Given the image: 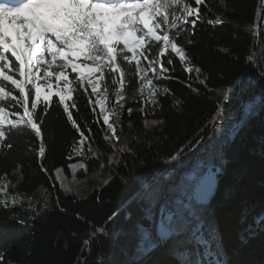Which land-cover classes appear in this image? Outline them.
<instances>
[{
	"label": "trees",
	"instance_id": "16d2710c",
	"mask_svg": "<svg viewBox=\"0 0 264 264\" xmlns=\"http://www.w3.org/2000/svg\"><path fill=\"white\" fill-rule=\"evenodd\" d=\"M185 1L197 7L194 0ZM193 18L197 19L195 29L190 27ZM193 18L186 19L189 31L176 37L185 49L186 61L180 62L171 51L161 57L166 61L171 55L174 61L165 65L170 78L153 81L161 88L157 105L141 99L135 76L126 77L125 99L130 101L121 111L119 143L104 140L102 115L96 123L82 89L73 92L67 103L76 102L77 107L70 108L73 118L90 137L82 146L83 156L72 157L74 148L81 147L79 133L67 121L56 96L42 125L44 157L39 156V140L31 132L6 138L5 144L11 142L13 148L0 147V264H176L171 244L138 256L141 233L156 240L152 228L146 231L139 223L162 200L165 186L169 198L173 197L176 171L188 167L197 155L191 170L182 172L185 182L192 183L195 172L223 168L219 191L208 205L213 227L219 228L214 232L218 245L211 241L205 224L198 233L204 243L197 242L195 247V239L186 235L179 238L178 246L190 248L194 256L199 253L211 264L220 252L222 237L227 264H264V0H204L199 17ZM217 19L222 23H207ZM186 66L193 72L188 73ZM196 68L201 69L199 74ZM105 77L101 91L109 82ZM205 79L206 84L199 83ZM164 87L169 89L167 94ZM109 99L106 107L110 108L114 97ZM221 104L223 118L213 137ZM128 108L133 109L131 116ZM238 116L237 121L224 123ZM113 145L126 149L116 153V163L110 159ZM176 156L179 159H173ZM79 162L86 167L80 178L111 170L110 181L84 199L65 192L55 175L61 170L71 177V164ZM40 189L47 190L49 201L34 210L12 198L14 193L32 195ZM100 228L105 231L99 232Z\"/></svg>",
	"mask_w": 264,
	"mask_h": 264
},
{
	"label": "snow or ice",
	"instance_id": "6c2138e0",
	"mask_svg": "<svg viewBox=\"0 0 264 264\" xmlns=\"http://www.w3.org/2000/svg\"><path fill=\"white\" fill-rule=\"evenodd\" d=\"M171 3L182 4L183 0H22L15 5L8 0H0V147L12 149L11 142L5 144L6 138L31 132L39 140V156L44 157L42 125L55 95L58 106H63L67 121L79 133L81 147L74 148V151L83 156L82 146L90 137L85 135V129L73 118L70 108L75 109L76 102L73 101L71 105L67 103L72 100L73 92L81 89L88 96V104L96 114L95 122L100 123L98 117L103 116V125L106 126V130H103L104 140L109 144L113 141L119 143L117 127L124 109L126 77L135 76L139 92L143 94L147 88L150 103L155 106L161 88L153 81L170 78V69L165 65H172L174 61L171 55L166 61L161 57L171 50L180 62L186 61L185 49L177 43L176 37L189 31V21L185 19L184 26L176 21L169 25L166 10ZM194 3L197 7L183 4V12L189 18L199 17V6L204 4V0H194ZM180 19L178 16L177 20ZM5 21H8V27ZM207 23L220 24L222 21L208 20ZM196 24L197 19L193 18L190 21L191 29H195ZM162 25L166 27L157 34ZM81 60L84 63L78 62ZM69 70L77 74L74 80H70ZM186 71L192 73L193 68L187 67ZM195 71L199 74L201 69L196 68ZM148 72L153 75L148 77ZM96 73H99L98 77ZM105 74L109 82L104 84L101 91L100 84L105 81ZM53 81L57 88L54 93ZM60 81L65 82V87L59 86ZM73 83L77 84V88L72 87ZM199 83L206 84V79ZM45 88L48 92L42 101ZM162 91L167 94L169 89L164 87ZM94 94H98L95 100L92 99ZM30 96L33 97L31 107ZM110 96L114 97V103L109 108L106 104L110 103ZM224 99H227L226 95ZM38 105H42L39 112ZM97 105L99 112L96 111ZM144 111L141 108V112ZM132 112V108L127 109L129 116ZM223 112L221 104L213 122L214 127L223 118ZM87 131L91 133V128H87ZM89 151H93L90 146ZM123 151L126 149L113 145L111 161L115 162L116 153ZM173 159H179V156ZM80 167L84 168V165ZM100 167L105 165L101 164ZM218 171L222 172L223 168ZM61 188H64L63 184ZM64 190L72 192L70 188ZM0 191H3L2 187ZM215 192V183H212L198 201V207L178 199L174 201L175 207L171 211L162 209L156 240L141 233L136 249L138 256L144 257L162 244H171L170 254L176 264H209L204 256L199 253L194 256L190 248L178 245L179 238L186 235L204 243L198 233L205 225L204 214H213L208 205ZM75 195L79 196L80 193L77 191ZM4 203L6 206L7 202ZM181 207L183 211L179 210ZM193 221L196 223L193 224ZM98 231L103 233L105 229ZM213 231L219 232L218 225L213 227ZM145 241L150 242L145 244ZM219 248L220 252L211 264H227L223 258L222 237Z\"/></svg>",
	"mask_w": 264,
	"mask_h": 264
},
{
	"label": "rangeland",
	"instance_id": "374dc122",
	"mask_svg": "<svg viewBox=\"0 0 264 264\" xmlns=\"http://www.w3.org/2000/svg\"><path fill=\"white\" fill-rule=\"evenodd\" d=\"M183 4H187V2L185 0H183L182 4H175V3L170 4V9H173L171 12L175 13L174 17H176V19L168 20L169 25H171L173 21H176L178 24H181L182 26L184 25V20L187 19V16L183 12ZM169 10L166 12L167 16H168ZM178 16L181 17L182 19L177 20ZM171 19H173V18H171ZM5 26L6 27L9 26L8 21H5ZM173 31H175V30H173ZM169 51H171V50H169ZM82 62L84 63V61H82ZM71 75H74L75 77L77 76L76 73H71V70H69V78L71 77ZM85 75H87V73H85ZM95 76L98 77L99 73H96ZM70 80H72V79L70 78ZM76 85H77L76 83H73L72 87L75 88ZM59 86L61 88L65 87V82L60 81ZM87 87H89L91 90L90 85H88ZM56 90H57L56 83H55V81H53L52 92L54 93ZM147 91H148L147 88H145L144 93L141 94L140 96H141L142 100L149 101V103H150V98L147 95ZM47 92H48V90L45 88L44 91L42 92V96H41L42 101H43V96L46 95ZM94 95L97 97L98 94H94ZM54 96L55 95H53L52 97H54ZM136 98H138V97H136ZM156 99H157V97H156ZM128 101H130V100L125 99L123 101V104L125 105ZM244 102H245V97H243V104H244ZM241 112H242V109L240 110L239 116L241 115ZM239 116L235 117V118H228L227 120L224 121V123L235 122L240 118ZM219 125H221V124H219ZM217 127L218 126L216 125V127L214 129L213 137L215 135ZM206 149H207V151L204 152V155H206L208 153L209 143L206 144ZM197 156H200V155H197ZM72 157H81V155H77L76 152L74 151ZM195 159H194V161H195ZM118 160H119V156L116 155L114 163H116ZM194 161H193V163H194ZM193 163H192V165H193ZM81 164H83V163L79 162V163L71 164V166H70L71 174H72L71 177H67L61 170L56 171V173H55L57 181L60 184V186H61V184L64 185V188H62L63 190L65 188H70V189H72V192H67V193L74 194V195H75V192H77V191L80 193L79 196L75 195L78 199L86 198L92 191L103 187L102 185L107 184L111 179V170H103L99 173L96 172L94 174L89 173V174H86L84 176V178H80L81 176L78 175L79 173H81V172L86 173L85 165L83 164L84 168H81L80 167ZM192 165L190 166V163H189L188 167H184L180 171H176V172H179L176 176V179H177L176 182L177 181L178 182L175 184L171 183L172 184L171 186L175 187V189L171 190V192L173 193V195H172L173 197L171 199L169 198V192H168L167 186H165V188H164L165 193H164L162 200H160L157 205L153 206L154 207L153 210L149 214H147L146 217H148L150 220L152 218L154 221L156 219L159 220L162 209H164L166 211H171L175 207L174 201H176L178 199L183 200L184 198L192 197L195 194L194 190H196V187L199 185L200 181L204 177L206 170L204 173H201V174L199 172L193 173V175H191V178L193 179L192 183L185 182L184 180H186V178L184 177V179H182V176H181L182 172L183 171L188 172L189 170H191ZM99 185H101V186H99ZM191 192H192V194H189ZM160 193H161V191L157 194L159 195ZM166 194H167V197L165 198ZM181 194H184L186 196H181ZM160 197L161 196H158L157 199H159ZM12 198L15 202L19 203L20 205L25 204L26 207H28L30 210L31 209L34 210L38 206H41V205L45 206L48 204L49 194H48L47 190L40 189L39 192H36L32 195H22L19 193H14V194H12ZM192 205L194 207H198L195 204H192ZM157 209H158V215H157ZM179 210L183 211V208L181 207ZM203 218L205 219V224L209 227L208 233L211 236V238H210L211 241L218 245V243L216 242L217 236L213 231V228H212L213 224L209 218V215L207 213H205ZM158 227H159V225L156 228V234H154L156 236L155 238H157ZM150 229H144V230L149 231ZM151 234H153V229L151 231ZM193 244L195 247L198 246L197 241H195V240H194ZM208 251H209V247H207V253H208Z\"/></svg>",
	"mask_w": 264,
	"mask_h": 264
},
{
	"label": "water",
	"instance_id": "95a60500",
	"mask_svg": "<svg viewBox=\"0 0 264 264\" xmlns=\"http://www.w3.org/2000/svg\"><path fill=\"white\" fill-rule=\"evenodd\" d=\"M206 151H207V149H206ZM196 157L197 156H195L194 159ZM194 159L190 162V166L192 165ZM212 183H215L216 192H215V195L213 196V198L211 199L210 203L212 202V200L215 198L216 194L218 193L219 186H220V173L218 171V168H216V167H209L207 169L204 177L200 181L199 185L196 187L195 194L192 197L184 198L183 201L185 203H191V204H195V205L199 206L198 201H200L201 197L206 193L208 185L212 184ZM166 197H167V194H166L165 198ZM157 215H158V209H157ZM160 220H161V214H160V219L159 220L156 219L153 224L148 217H145L144 219H142L139 224L143 229L152 228L154 234H156V228L158 225H160ZM160 247L161 246H159L158 248H160Z\"/></svg>",
	"mask_w": 264,
	"mask_h": 264
},
{
	"label": "built area",
	"instance_id": "2783aa9c",
	"mask_svg": "<svg viewBox=\"0 0 264 264\" xmlns=\"http://www.w3.org/2000/svg\"><path fill=\"white\" fill-rule=\"evenodd\" d=\"M95 99H96V97H94V100H95ZM97 107H98V110H99V106H98V105H97ZM102 118H103V116H102ZM114 142H115V141H114ZM122 147H123V148L126 147L125 143H123Z\"/></svg>",
	"mask_w": 264,
	"mask_h": 264
},
{
	"label": "bare ground",
	"instance_id": "6f19581e",
	"mask_svg": "<svg viewBox=\"0 0 264 264\" xmlns=\"http://www.w3.org/2000/svg\"><path fill=\"white\" fill-rule=\"evenodd\" d=\"M22 2V1H21ZM173 10V9H172ZM171 10V11H172ZM173 15L175 14V13H173V12H171ZM174 17V16H173ZM173 17H171V18H173ZM79 63H83L82 61H78Z\"/></svg>",
	"mask_w": 264,
	"mask_h": 264
}]
</instances>
